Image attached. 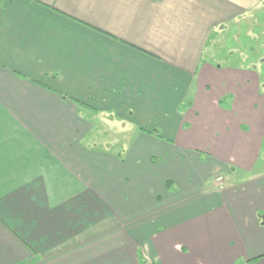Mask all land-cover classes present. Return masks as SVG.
I'll list each match as a JSON object with an SVG mask.
<instances>
[{"label":"crops","instance_id":"0c3cea01","mask_svg":"<svg viewBox=\"0 0 264 264\" xmlns=\"http://www.w3.org/2000/svg\"><path fill=\"white\" fill-rule=\"evenodd\" d=\"M262 5L0 0V264H264Z\"/></svg>","mask_w":264,"mask_h":264},{"label":"rangeland","instance_id":"374dc122","mask_svg":"<svg viewBox=\"0 0 264 264\" xmlns=\"http://www.w3.org/2000/svg\"><path fill=\"white\" fill-rule=\"evenodd\" d=\"M260 21L258 26L253 28L250 33L251 36L247 35V30L250 29V24L245 21L238 25L229 24L227 36L224 38L223 50L220 51V55L226 54V51H233V56L229 57L228 60L236 65L238 63L237 58L239 56H246V62L244 66L250 68L249 71L256 72L260 80L261 91L264 92V5L260 6ZM250 49V51H248ZM208 52V51H207ZM229 54V53H228ZM207 57V56H205ZM264 152V147H263ZM263 166V161L259 163L258 167ZM218 177V176H217ZM216 177V178H217ZM217 180V179H216ZM218 187L223 186V182L220 180L215 181ZM208 185V184H207Z\"/></svg>","mask_w":264,"mask_h":264}]
</instances>
